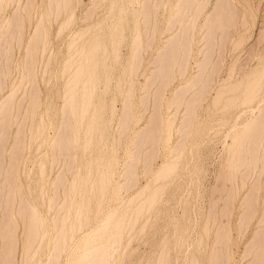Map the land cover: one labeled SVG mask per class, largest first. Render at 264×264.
Segmentation results:
<instances>
[{
	"label": "bare ground",
	"instance_id": "6f19581e",
	"mask_svg": "<svg viewBox=\"0 0 264 264\" xmlns=\"http://www.w3.org/2000/svg\"><path fill=\"white\" fill-rule=\"evenodd\" d=\"M260 1L0 0V264H264Z\"/></svg>",
	"mask_w": 264,
	"mask_h": 264
},
{
	"label": "rangeland",
	"instance_id": "374dc122",
	"mask_svg": "<svg viewBox=\"0 0 264 264\" xmlns=\"http://www.w3.org/2000/svg\"><path fill=\"white\" fill-rule=\"evenodd\" d=\"M81 1L83 2L82 3L83 5H85V4L88 3V0H81ZM260 4H261V8L263 9L264 8V0H261L260 1ZM260 24L261 23H260V20H259L256 23V25L253 27V30H252V33L253 34H252V37L250 38L251 41H252V39H255L256 36L258 35V31H259V28H260ZM122 51L123 52H126V48H122ZM244 51H245L244 49L240 51L241 58L242 57L244 58V56H245V52ZM225 61H226V63L229 62L228 57H225ZM188 71H189V73H192V74H194L197 71V67H196V64L194 63V61H192L190 63V66H189ZM224 75H225V72H222L221 73V76H224ZM137 80L139 81V83H143V81H144L143 75H138L137 76ZM41 87H42V90L45 89L44 86L41 85ZM113 88H114L113 86L110 87V93L112 92V89ZM109 103L110 102H108V100H107V107H106V109H108ZM114 106H115V108L117 106L116 109L119 110L120 109V106H121L120 105V101H115L114 102ZM103 119H104L103 120V123L106 124L107 121H108V119H109V111L108 110H105V112L103 114ZM174 138H175V134L172 135V139H174ZM215 145H217L215 147V149H216V152L218 153L221 150V144L220 143L219 144L216 143ZM214 159H215V157H214ZM214 159H212L211 162L209 164H207V166L210 167V168L207 167V170H209V171H207L208 173L206 174V178H207L205 180V183L206 184H213V182L215 181V175H214L215 172L214 171L216 170V166H215L216 164H215V162H213ZM212 165H213V167L215 166L214 167L215 170H214V168H212ZM144 182H145L144 176L142 174H140V176H139V184L142 185V184H144ZM234 233H235V230H234ZM235 236H236V234H235ZM243 243L244 242L241 241V243L236 242V244L233 245V248H232V263L231 264H244V262L241 263V261H242V257L241 256L243 254ZM135 247H138L141 252H147V250L149 248L148 244L147 243H143V242L135 244ZM62 264H64V260L62 261Z\"/></svg>",
	"mask_w": 264,
	"mask_h": 264
}]
</instances>
